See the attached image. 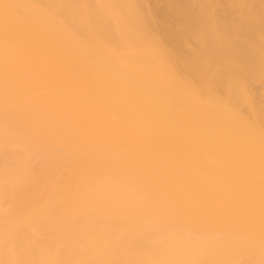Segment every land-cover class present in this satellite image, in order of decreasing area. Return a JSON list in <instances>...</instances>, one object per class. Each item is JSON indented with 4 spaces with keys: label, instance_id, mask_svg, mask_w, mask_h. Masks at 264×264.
Segmentation results:
<instances>
[{
    "label": "bare ground",
    "instance_id": "bare-ground-1",
    "mask_svg": "<svg viewBox=\"0 0 264 264\" xmlns=\"http://www.w3.org/2000/svg\"><path fill=\"white\" fill-rule=\"evenodd\" d=\"M0 264H264V0H0Z\"/></svg>",
    "mask_w": 264,
    "mask_h": 264
}]
</instances>
